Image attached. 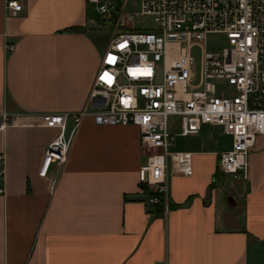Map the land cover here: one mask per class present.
Instances as JSON below:
<instances>
[{
    "label": "crops",
    "instance_id": "crops-1",
    "mask_svg": "<svg viewBox=\"0 0 264 264\" xmlns=\"http://www.w3.org/2000/svg\"><path fill=\"white\" fill-rule=\"evenodd\" d=\"M20 3L22 11L6 17L0 0V112L79 111L103 52L89 7L85 0ZM215 130L176 138L172 151L191 154L192 173L171 175L166 216L128 200L146 195L137 179L147 156L137 127L84 118L53 186V165L46 177L38 173L58 130L0 132V264H264V135L242 182L219 173L224 149ZM231 209L239 230L223 227Z\"/></svg>",
    "mask_w": 264,
    "mask_h": 264
},
{
    "label": "built area",
    "instance_id": "built-area-1",
    "mask_svg": "<svg viewBox=\"0 0 264 264\" xmlns=\"http://www.w3.org/2000/svg\"><path fill=\"white\" fill-rule=\"evenodd\" d=\"M85 2L103 16L111 38L84 107L58 114L0 112V132L10 127L58 130L39 176L46 177L53 165L54 185L77 129L91 117L97 126L139 129L147 156L138 169V184L163 216L170 206L171 175L192 173L191 154L172 151L179 136L218 128L231 139L229 149L218 154L219 173L247 181L250 152L264 135V0ZM3 4L6 17L22 11L20 0ZM209 35H220L223 45L209 48Z\"/></svg>",
    "mask_w": 264,
    "mask_h": 264
},
{
    "label": "rangeland",
    "instance_id": "rangeland-1",
    "mask_svg": "<svg viewBox=\"0 0 264 264\" xmlns=\"http://www.w3.org/2000/svg\"><path fill=\"white\" fill-rule=\"evenodd\" d=\"M89 18L93 21L94 26L96 27V29H94L95 31H98V41L100 44V50L104 51V49L106 48V46L108 45L110 38H111V32L110 30H108L106 27L103 26L102 21H103V16L99 15L96 10L93 7H89ZM224 41L222 39V37L220 35H209L207 38V46L209 48H218L221 45H223ZM198 54L195 56V64L196 67L198 66ZM174 123V128L176 120L173 121ZM218 129V128H217ZM211 134L213 135V139L218 143V145L220 147H222L224 150L229 149V144H230V138L227 136H224L220 130L218 129L217 131L215 130V132H211ZM222 150V151H224Z\"/></svg>",
    "mask_w": 264,
    "mask_h": 264
},
{
    "label": "water",
    "instance_id": "water-1",
    "mask_svg": "<svg viewBox=\"0 0 264 264\" xmlns=\"http://www.w3.org/2000/svg\"><path fill=\"white\" fill-rule=\"evenodd\" d=\"M129 201L132 202H142L145 204L147 212H152V206L149 202V197L147 195H133L129 197ZM237 209H231L224 213L223 215V227L226 230H239L240 224L239 221L235 218Z\"/></svg>",
    "mask_w": 264,
    "mask_h": 264
},
{
    "label": "trees",
    "instance_id": "trees-1",
    "mask_svg": "<svg viewBox=\"0 0 264 264\" xmlns=\"http://www.w3.org/2000/svg\"><path fill=\"white\" fill-rule=\"evenodd\" d=\"M155 212H156V213H160V214H161V209H160V208H158V207H157V208H155V209L153 208V213H155Z\"/></svg>",
    "mask_w": 264,
    "mask_h": 264
}]
</instances>
